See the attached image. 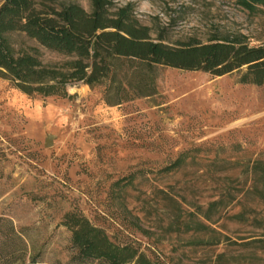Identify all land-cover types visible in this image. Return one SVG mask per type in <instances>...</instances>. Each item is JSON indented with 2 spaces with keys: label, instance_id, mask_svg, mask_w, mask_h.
<instances>
[{
  "label": "rangeland",
  "instance_id": "rangeland-1",
  "mask_svg": "<svg viewBox=\"0 0 264 264\" xmlns=\"http://www.w3.org/2000/svg\"><path fill=\"white\" fill-rule=\"evenodd\" d=\"M109 1L130 4L152 38L172 46L206 42L217 28L252 45L264 37V16L218 0ZM8 37L16 51L61 60L22 33ZM155 87L108 105L102 86L40 96L0 75V215L24 230L42 264L67 260L71 214L152 264H264V202L251 174L264 162V84L158 66Z\"/></svg>",
  "mask_w": 264,
  "mask_h": 264
},
{
  "label": "trees",
  "instance_id": "trees-1",
  "mask_svg": "<svg viewBox=\"0 0 264 264\" xmlns=\"http://www.w3.org/2000/svg\"><path fill=\"white\" fill-rule=\"evenodd\" d=\"M218 1L248 17L264 16V0ZM90 7L87 11L76 2L57 6L52 0H0V75L20 91L40 96H65L66 86L76 82L102 86L108 105L152 95L158 66L213 76L238 72L240 83L264 84L262 36L252 45L240 30L217 28L206 42L172 46L153 39L150 27L139 21L130 4L115 7L109 0H90ZM14 32L61 60L44 63L36 48L16 51L8 37ZM251 174L257 175L252 182L255 195L264 202V162H254ZM65 225L71 232L69 256L48 264H152L137 250L112 244L103 230L80 215L67 216ZM42 263L24 230L0 215V264Z\"/></svg>",
  "mask_w": 264,
  "mask_h": 264
},
{
  "label": "water",
  "instance_id": "water-1",
  "mask_svg": "<svg viewBox=\"0 0 264 264\" xmlns=\"http://www.w3.org/2000/svg\"><path fill=\"white\" fill-rule=\"evenodd\" d=\"M51 142H50V138L47 139V142H46V146H50Z\"/></svg>",
  "mask_w": 264,
  "mask_h": 264
}]
</instances>
